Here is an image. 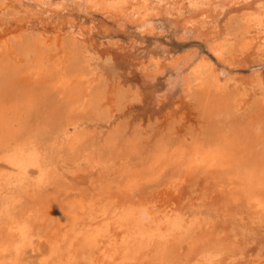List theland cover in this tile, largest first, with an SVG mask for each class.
Here are the masks:
<instances>
[{"label":"rangeland","instance_id":"374dc122","mask_svg":"<svg viewBox=\"0 0 264 264\" xmlns=\"http://www.w3.org/2000/svg\"><path fill=\"white\" fill-rule=\"evenodd\" d=\"M4 1L10 6L9 9H11H8V12L10 11V15L13 13V15H11L13 18L18 19L26 12H32L33 16L37 13V16H35L41 18V20L47 19L48 15L45 13H50L47 9V5L53 3L55 5L57 2H62L64 7L59 17H57V21L62 20L63 22L65 20L62 23L64 25L67 20L71 18L75 22L73 30L76 33L79 32L81 26H86L89 30V34L87 33L88 35H86V44L88 46L92 45V47L87 50V54H82L81 56L80 54L84 51V49L81 48L71 51L72 59L76 60L81 58L80 60L78 59L79 65L81 63L80 67L83 71L85 70L84 74L80 75L82 76L81 83L85 85H83V87H87L89 85L87 84L88 82L90 84L93 82L94 91L99 88H105L108 89L109 94L114 95L116 105V112L114 114H111L110 108L103 102L98 103L95 101V106H93L92 109H89V104L85 102L83 106L84 116L82 117L83 119L80 118L77 120V122H80L77 123L78 125H76L75 122V124L68 123L63 125L52 123L55 126L50 124V118H48V113L45 108L47 103L45 102L42 103L45 109L41 110V113L42 111L43 113H40V116L34 114L28 115L25 111L23 113L19 111L18 114L13 113L28 121V123H26L28 128L27 134L30 135L35 131L45 147L46 154L49 156L50 160L48 168L49 171L52 172L51 179L54 180L50 184L51 189L49 193L57 196V201L61 208L60 210L64 216V220L67 221L64 227H69L70 225L68 222L72 221L70 224H76V230H78V232H74L73 234L80 237L89 225L118 218L122 211H126L125 215H128L130 211L132 212L133 209H136L137 215L133 218L134 223L128 227V230L119 234L118 240L121 241V246L127 245L124 237L127 238L129 235H135V237L141 238V242L145 245V239L149 237L148 232L151 227L154 228L156 225V222L149 224V220H155L157 217H159L161 228H163V233L158 237L160 245L163 243V245L170 244L168 242L170 239L173 240L174 245H177V248H171V257L167 256L169 253L158 256L156 253L157 250L153 248L150 252L151 256L147 257V260L141 263L138 260L136 264H264V197L250 193L248 190V183L240 184L244 187L238 184L237 187V184L231 182L232 180L230 179L228 183L229 186L227 185L229 188L227 187V189H231L232 194L229 190L230 196L228 197L227 193L225 199L221 196L219 190L213 191L214 185L211 184V182L209 185L210 175L206 174V176H196L195 178L185 179L184 171L173 165H170L162 174L156 175L152 177V179L149 176L148 178H144L143 175V178L141 175L138 177L139 180L141 178L140 181L133 177L132 180L130 179L132 176L130 173L133 172V169H137L136 171L140 173L149 167L148 172H150L152 170L150 168L151 166H147V164L149 165V160L154 162L157 155L166 153V150H168L166 149L167 147H170V150L172 148H178V146L184 149L188 147L186 149L189 150L190 146V148H192L194 144L199 145L203 144V141L205 142V136L202 135L208 123L206 121L204 122L205 119L202 116V108L198 106L199 100H196L198 97L193 96V98L186 96L187 98H185L179 87L171 85L169 81V72H162L154 78L148 75L151 69L144 71L142 66L146 64L148 61L147 58L153 55V52L154 55L159 54V56H161L160 54H165V56L169 58L185 48L196 47L202 53L206 54L208 53L206 40L193 37L190 38L191 36L187 38L181 36L177 37L175 26L171 22V19L175 18V16H167L168 14L166 15V13L165 15L161 14V17L157 16L158 18L156 17L151 21V23L163 29V33L161 35L143 36L132 24L128 23L129 26L124 25L121 27V25L117 24L111 17L88 11L87 6L79 0H38V6L28 5L31 3L29 0H17V2L14 0ZM218 3L220 5H218ZM218 3L215 5L216 8H214L219 14L217 13V16L211 20V23H205L203 26H206L205 30L208 32L209 30L212 31V29L215 30L214 33L216 38H224L227 40L228 50L226 56L228 60L227 63L221 64V66L230 76L232 89L239 94L242 101L241 105L244 107L241 116V119L244 118L242 121L247 120L246 122H252L253 119H250V117L253 114L256 115L254 110L257 109V105L261 104L260 91L264 88V30L249 28L244 18L246 14L258 11L259 7H264V0H249L248 2L246 0H241L242 5L238 6H233L226 0H218ZM183 11L185 15L190 13L188 8ZM15 12H17V14ZM158 20L160 22H158ZM34 22L38 23V20H34ZM104 26L106 29H103ZM92 27H94L93 30ZM38 31V28L29 31L24 42L32 41L34 43V36H36ZM29 37H31V39ZM108 40L114 41L117 45L115 47H110L108 45ZM245 41H249L250 49L246 50L244 54V52L241 51V46ZM39 50L40 53L44 51L41 44ZM77 50H79L78 57L76 55ZM84 59L88 62L87 65ZM162 59L164 65L168 63V59H164V57ZM7 60L8 62L0 59V69H4L7 63L13 65V62H10L9 59ZM253 80L254 82L256 81L257 87H253ZM237 81H239V85ZM43 93H41V96L44 100H47L50 95L48 92ZM19 94L20 93H18V95ZM82 104L83 102H81V105L79 103L77 104L79 113ZM21 106V104H16L10 111L5 109L3 113L5 119L10 117L11 113L16 112L17 109L21 110ZM107 107L109 109H107ZM101 110L103 111L102 114ZM106 110L107 112H105ZM89 116H91V119H89ZM230 119V116H224L222 118V120H224L223 124L227 128L233 123ZM118 123H121V126ZM201 127L204 131L200 129ZM95 128L97 129L95 130ZM92 131V134L95 135L91 136L90 132ZM106 134L108 136H106ZM22 135L26 136V134L23 133ZM22 135L20 134V137ZM87 135L88 138H86ZM79 136H81L82 139H80ZM104 137L107 138L105 139ZM75 139L79 141H72ZM94 140L97 145L99 144V148L93 142ZM112 141L114 144H112L113 147L112 145L107 147L109 144L108 142ZM78 142L81 144L80 146ZM14 143L15 142L12 141V144ZM91 145L93 152L95 150V152L107 151L106 154H108V157H98V160H101L103 165L101 168L94 170L84 161L86 148L91 147ZM102 145H105L104 150ZM117 148L120 150L122 149V152L117 150ZM132 148L135 152H133ZM155 148H157V150H155ZM2 150L3 149L0 148V220L2 221L4 218L10 219H4L2 221L3 223L0 221L2 225H0V232H6V230H10L15 224L21 222V217L27 213L26 208L29 207L30 202L44 195V193L40 187L41 185L36 181L38 174L36 175V173H34L28 177H16L17 170H14L16 168L10 163L7 154L1 153ZM152 150L155 155L152 153ZM119 151L121 153H118ZM109 152H111V154ZM115 153L120 155L119 159L118 155H115ZM77 155H80V158ZM110 155L114 156L111 157ZM73 157L74 159H72ZM77 157L80 160L76 159ZM125 158H127V160ZM153 162H151L150 165ZM120 163H122V165ZM128 166L130 168V170L128 169L129 171L126 170ZM120 169L124 171L123 173L125 174L122 175ZM157 177L161 178L157 179ZM205 178L207 182L204 181ZM181 180L184 182L181 184L180 190L175 194L173 193V197L170 198L171 192L163 195L164 191L167 192L168 186H173L174 188L180 185L177 181ZM95 185H97V187ZM94 186L96 188H94ZM124 192L131 193V196L129 195L130 198H126V196L121 194ZM161 195L169 201L165 199L166 204L164 203L163 207L160 209V199L157 197ZM167 195L169 198H167ZM240 195H244L243 198ZM126 204L128 206H126ZM130 204L132 206H129ZM103 211L106 213H102ZM146 211H150L148 219L146 217ZM75 217H80V222H76ZM69 218L71 220H69ZM55 220L56 219L53 218L50 219L46 225H38V229H40L38 232L40 231L41 234H39L41 238L40 241L36 239L34 244L26 245L23 247L24 250L21 248L23 252L21 251L18 253L20 256L13 253L8 255L7 259L0 262V264H17V262L18 264H58L59 260L55 258L57 253H52L51 246L47 244V236L51 234L56 224ZM9 221L13 222L10 224ZM12 223L15 224L12 225ZM205 223L207 225L206 228L204 225ZM8 225L12 226L9 227ZM214 232L216 233L214 234ZM142 233H144V236H141ZM75 235L74 237H76ZM208 236L209 238H207ZM74 237L73 240L75 239ZM200 237L202 238V242ZM111 242V236H108L107 244L109 245ZM30 246L32 248H30ZM100 250L101 249L98 251ZM145 251L147 250L142 249L141 252L145 253ZM92 254V252H89L88 257ZM181 258L182 263L180 262Z\"/></svg>","mask_w":264,"mask_h":264},{"label":"bare ground","instance_id":"6f19581e","mask_svg":"<svg viewBox=\"0 0 264 264\" xmlns=\"http://www.w3.org/2000/svg\"><path fill=\"white\" fill-rule=\"evenodd\" d=\"M14 1L17 2V0ZM29 1L31 3H29L28 5L38 6V0H29ZM79 1L87 6L88 11L92 13H101L104 16L111 17L113 18V20L117 22V24H120L121 27L124 25H128V23L132 24L134 28H136L143 36L156 35V34L161 35L163 33L162 32L163 29H161L154 23H151V21L157 16H160L161 14L165 15L166 13V15L168 14L167 16L169 15L175 16V18L171 19V22L175 26L177 37L181 36L187 38L188 36L189 37L191 36L190 38L193 37V38L206 40L207 51H208V53L206 54L202 53L196 47L194 48L190 47L187 49L185 48L181 52H178L169 58H167L165 54L164 55L160 54L161 56H159V54L157 53L158 55H154L153 52V55L147 58L148 61L146 62V64L142 66L144 68V71H148L151 69L150 70L151 72L149 71L148 75L154 78H156L162 72L163 73H165L166 71L169 72L170 74L169 81L171 85L175 87H179L185 98L189 96L198 97V99L196 100L197 101L199 100L198 106L199 107L201 106L202 108L201 111H202V116L205 119L204 122L206 121L208 123V125L206 124L207 128L205 129V131L202 129V127L200 128L202 129V131H204V133L202 131L201 132L203 133L202 136H205L206 139L205 142L203 141V144H199V145L194 144L192 148H190L191 146L189 147V150H187L186 148L188 147L185 146H184L185 149L178 146V148L177 147L175 149L172 148L171 150L169 149L170 147H167L166 149L168 150H166V153L165 154L160 153L161 155H157L156 158L154 159V162L149 160L150 162L149 165L147 164V166H151L150 168L152 170L150 169L151 170L150 172H148L149 167L148 169L140 173L136 171L137 169L135 170L132 168L133 172L130 173L132 175L130 179L132 180V177L138 179L140 175L141 177L143 175L144 178H148L149 176L152 179V177L162 174L170 165H173L184 171L185 179L192 177L195 178L196 176H204V175L206 176V174L210 175L209 185L211 182V184L214 185V188L212 185V188L214 189L213 191L219 190V193L224 198L227 197V193H228V197L230 196L231 189H227V187L229 186L228 183L230 182V179L232 180L231 182L237 184L236 185L237 187L238 184L240 185V184L248 183L249 184L248 190L250 191V193H253L254 195L260 197H264V88H262L260 91L261 104L257 105V109L254 110L256 112V115L253 114L251 116L252 118L250 117V119H253V121L252 122H246L247 120L242 121L244 119V118L241 119L242 111H244V107H242L241 105L242 101L239 97V94H237V92L234 89H232V81L230 76L224 71V68L221 66V64L227 63L228 60L226 56L228 50L227 42H226L227 40H225L224 38L223 39L216 38L214 33L215 30L212 29V31L209 30L208 32L205 30L206 26L205 27L203 26L205 23L208 22L211 23V20L215 16H217L218 12L215 9L216 8L215 5H217L218 0H158V1L156 0H79ZM226 1L233 6L242 5L241 0H226ZM246 1L248 2L249 0ZM218 5L220 4L218 3ZM9 7L10 6L6 1L0 0V59L7 62H8L7 59H9L10 62H13V65H9V63H7L4 69H0V148L3 149L1 153L7 154V156L10 159V163L12 164L13 167L16 168L14 169L17 170L16 177L18 176L28 177L34 173H36V175L38 174V176L36 177V181L38 184L41 185L40 187L42 188V192L44 193V195L36 199H33L30 202L29 207L26 208L27 213L23 217H21L22 219L20 223L17 224L12 223V225L13 224L15 225L13 227H11L12 225L11 226L8 225L9 227H11L10 230L8 229L6 230V232H0V262L7 259V256L11 255L12 253L18 255L19 252L24 250L23 247L29 244H34L36 239L37 241L38 240L40 241L41 239L39 237L40 231L38 232V230L40 229H38V225L39 224L46 225V223L53 218L56 219L55 220L56 224L54 225L51 234L47 236V244L51 246L52 253L54 254L57 253L55 258L59 260L58 264H136L138 260L140 261V263L142 261L144 262L145 260H147L148 259L147 257L151 256L150 252L152 251L151 249L153 248L157 250L156 253L158 256H162L165 253H169L167 256H170V254L172 253L170 252L171 248L174 249L177 245H174L172 239L168 241L170 244L163 245L164 243L162 242L163 244L160 245L158 237L160 234L163 233V228H161V221L159 217H157V219L155 220L154 219L149 220V224H153L156 222V225L154 226V228L151 227L150 231L148 232L149 237H147L146 239L144 238L146 240L145 245L143 244V242H141V238L135 237V235H129L127 238L124 237L127 242V245L121 246V241L118 240V237L120 236L119 234H122V232L128 230L129 229L128 227H130L134 223L133 218L135 217V215H137L136 209H133L132 212L130 211L128 215H125L126 211H122L121 215L118 218L107 220L105 222L103 221L97 222L93 225H89L80 237L73 234L74 232H78V230H76V224H70L72 221L68 222L70 225L69 227L68 226L64 227L67 221L64 220V216L60 210L61 209L60 204L57 201V196L52 193H49V190L51 189L50 184L54 180L51 179L52 172L49 171L48 168L50 160H49V156L46 154L45 147L35 131L30 135L27 134L28 128L26 126V123H28V121H26V119L20 118L18 115H14L13 113L18 114L19 111L21 113L25 111L28 115L34 114L40 116L41 110L46 108V111L48 113V118H50L51 123L49 121L47 122H49L50 124L55 123L57 125L59 123L63 125V124L75 122L76 125H78L77 123L80 122H77V120H79L84 116L83 106L85 102L89 104V109L90 108L92 109V107L95 106L94 105L95 101H97L98 103L103 102L108 105L111 114H114L116 112L115 99L113 94L111 95L108 93V89L99 88L94 91L95 88L93 87L94 85L93 82H91V84L88 82L87 84L89 85L87 87H83L84 84L81 83L82 76L80 75L84 74L85 70L83 71L82 68L80 67L81 63L79 65V60L81 58L80 59L78 58L79 60L72 59L71 51L81 48L84 49V51L80 55L82 56V54L83 55L87 54V50L92 47V45L88 46L86 44L87 42L86 35L89 34V30L88 27L86 28V26L85 27L81 26L79 32L76 33L73 30L75 27L74 26L75 22L71 18L67 20L66 24L64 25L62 23L65 20L63 22L61 19H59L61 21H57V17H59V14L62 8L64 7V4L62 2H57L55 5L54 3L47 5V9L50 11V13L49 12L45 13L46 15H48L47 19L45 20H41V18H37L36 17L37 13L35 14L36 16L35 15L33 16L32 12H28V13L26 12L24 15L22 14L23 15L22 17L15 19L11 16L13 15V13H11V15L9 14L10 13V11L8 12ZM185 7L188 8V10L190 11V13L187 15H185L183 11L184 9H186ZM15 13L17 14V12ZM34 20H38V23L36 22L37 23L36 24ZM244 21L249 28L264 30V7L263 6L259 7L258 11H254L253 13L246 14ZM158 22L160 21L158 20ZM35 28H38L39 31L37 32L36 36H34V40H35L34 43L32 41H28L25 43L24 40L27 38L29 31H33V29ZM93 29L94 27H92V30ZM103 29H106L105 26L103 27ZM29 38L31 39V37ZM108 41H109L108 45L110 47H115L117 45V43H115L114 41L111 40ZM40 44L44 48L43 53H40L39 50ZM249 49H250V43L249 41H245L241 46V51L244 52L245 54V51ZM78 51L79 50H77V54H76L77 57L79 53ZM163 57L164 59H168L167 60L168 63L165 64L166 66L163 64V59H162ZM84 60L87 65L88 62L86 61V59ZM239 81H237V84ZM252 82H253L252 84L253 87H257L256 81L254 82L253 80ZM43 92H48V94L50 95L48 99L46 98L47 100H44V98L41 96V93ZM18 93L20 94L18 95ZM43 102L47 103L45 108L42 106ZM81 102H83V104L81 106L82 108H80L81 111L79 113L77 104L79 103L81 105ZM16 104L22 105L21 110L17 109L16 112H12L10 117L5 119V115H3L4 110L6 109L10 111V109H13V106ZM108 107L107 109H109ZM102 112L103 111L101 110V114ZM105 112H107V110ZM224 116L231 117L230 121L233 123L229 128L225 127L223 124L224 120H222V118ZM90 117L91 116H89V119H91ZM97 128H95V130ZM93 131L90 132L91 136L95 135L92 134ZM22 133L26 134V136L22 135ZM20 134L22 135L21 137ZM106 136L108 135L106 134ZM79 137L80 139H82L81 136ZM86 138H88V135L86 136ZM12 141H14L15 143L12 144ZM72 141L75 142L79 140L75 139ZM113 141L108 142L109 144L107 143L108 144L107 147H110L113 144ZM93 142L95 143V140ZM88 143L90 144V141ZM95 144L97 145V143ZM80 145L81 144L79 143V146ZM97 146L99 148V144ZM104 146H103V150L105 148ZM118 148L117 150H120ZM92 150H93L92 145L91 147L86 148L84 161L86 164L88 163L87 165H90V168L93 170L101 168L103 163L101 160H98V157H105V156L108 157V154H106L107 151L95 152L96 151L95 150L93 152ZM155 150H157V148H155ZM120 151L118 153L122 152ZM133 152H135L134 149ZM109 153L111 154V152ZM152 153L154 154L153 150ZM80 155L77 156L80 158ZM115 155H118V159H119L120 155L117 153H115ZM110 156L112 157L114 155H110ZM78 157L76 159H78ZM72 159H74V157ZM125 159L127 160V158ZM151 162L153 163L150 165ZM120 164L122 165V163ZM129 166L128 168H126V170L128 169L130 170ZM123 172L124 171H122V175L125 174ZM159 178L157 177V179ZM184 181L182 180L177 181L179 182L180 185L174 188L173 186H168L167 192L164 191L163 195L164 194L166 195L169 192H171L170 198L173 197V193L175 194L180 190L181 184H183ZM204 181L207 182L206 178ZM97 185L95 186L97 187ZM95 186L94 188H96ZM121 194L123 196H126V198L127 197L130 198L129 195L131 193L124 192ZM163 195L157 197L158 199H160L159 201L160 209L161 207H163L164 203L166 204L165 201L168 200L165 197L163 198ZM240 196L243 198L244 195L243 196L240 195ZM167 198H169L168 195ZM232 201H233V197H232ZM126 206L128 205L126 204ZM129 206L132 205L130 204ZM146 212H147L146 217L148 219V216L150 215V211H146ZM102 213H106V212L103 211ZM75 218H76V222L78 221L80 222V217H75ZM4 219H8V218H4ZM14 219L16 220L15 217ZM69 220L71 219L69 218ZM2 221L1 223H3ZM11 222L9 221L10 224ZM204 225L206 228L207 226L206 223ZM215 233L216 232H214V234ZM74 235L76 237H74ZM108 236H111L112 239V242L109 245L107 244ZM141 236H144V233H142ZM73 237L75 238L74 240ZM207 238H209V236ZM201 242H202V238H201ZM21 248L23 249L21 250ZM30 248L32 247L30 246ZM99 249L101 250L98 251ZM142 249L147 251H145V253L144 252L142 253L141 252ZM89 252L93 253L92 255H90V257H88ZM18 256H20V254ZM180 262L182 263V258Z\"/></svg>","mask_w":264,"mask_h":264}]
</instances>
